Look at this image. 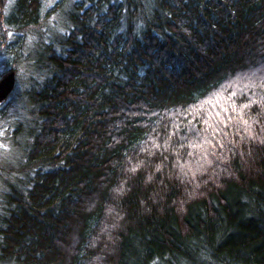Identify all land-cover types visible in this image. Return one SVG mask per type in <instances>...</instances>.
<instances>
[{
    "label": "trees",
    "instance_id": "trees-1",
    "mask_svg": "<svg viewBox=\"0 0 264 264\" xmlns=\"http://www.w3.org/2000/svg\"><path fill=\"white\" fill-rule=\"evenodd\" d=\"M48 1L0 7V264H264V0Z\"/></svg>",
    "mask_w": 264,
    "mask_h": 264
},
{
    "label": "rangeland",
    "instance_id": "rangeland-1",
    "mask_svg": "<svg viewBox=\"0 0 264 264\" xmlns=\"http://www.w3.org/2000/svg\"><path fill=\"white\" fill-rule=\"evenodd\" d=\"M55 1H57V0H49L48 1V3L46 4V7H45V10L47 11V10H49L50 9V6L53 4V2H55ZM2 5H4V2H3V0L1 1V6ZM0 6V7H1ZM3 8L4 7H2V10H3ZM2 10H1V8H0V12H2ZM44 10V11H45ZM45 11V12H46ZM0 15H1V13H0ZM37 28L36 29H34V27L33 28H31V30H29L28 32L33 36V38H36L37 37V35H38V33H37ZM13 65V68H18V67H20V66H22V65H24L23 63H21V62H19V63H13L12 64ZM10 68H8V69H5V70H3L4 72H2L3 74H7L8 73V70H9ZM0 71H2V69L0 70ZM7 72V73H6ZM1 73V74H2ZM2 76V75H1ZM22 78H24V77H22ZM17 81H18V74H16V72H15V86H14V88H13V90H12V92L10 93L11 95V97L7 100V101H5V102H3L1 105H0V112L1 111H3V110H9L8 112L9 113H11V114H15V112H16V108H17V99H18V94L16 93V88H17ZM10 106H11V108H10ZM15 117L14 118H16V116L17 115H14ZM1 125H2V129H0V152L2 151L3 153L5 152V154H6V152L8 151V148H9V146H8V144H6L5 142H3V141H5L6 140V134H8V132H7V130H6V126H8V122L7 121H3V122H1ZM12 131V128H11V130H10V132ZM5 154H0V167L4 164V163H6V157H5ZM4 157V158H3Z\"/></svg>",
    "mask_w": 264,
    "mask_h": 264
},
{
    "label": "water",
    "instance_id": "water-1",
    "mask_svg": "<svg viewBox=\"0 0 264 264\" xmlns=\"http://www.w3.org/2000/svg\"><path fill=\"white\" fill-rule=\"evenodd\" d=\"M15 86V72L10 71L0 79V102L4 101Z\"/></svg>",
    "mask_w": 264,
    "mask_h": 264
}]
</instances>
